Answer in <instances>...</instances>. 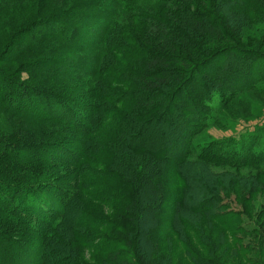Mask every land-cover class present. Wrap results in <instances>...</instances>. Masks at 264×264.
<instances>
[{"label":"trees","instance_id":"obj_1","mask_svg":"<svg viewBox=\"0 0 264 264\" xmlns=\"http://www.w3.org/2000/svg\"><path fill=\"white\" fill-rule=\"evenodd\" d=\"M101 1H87L97 13L71 10L74 17L84 19L87 27L92 25L88 22L91 17H95L98 24L90 27L92 33L96 30L95 39L82 40L85 39L82 22L80 27L73 24L75 31L70 29L75 32L74 36H80L75 41L62 38L52 30L41 32L22 47L26 52H16L19 56L29 55L26 65L31 78L20 80L13 73L0 71V264H10L19 250L27 249H33L31 256L39 255L34 264H48V256L51 264H83L72 252L67 251L63 256L58 248L50 245L65 234L74 241L77 236V245L90 250L94 247L101 252L99 264H147L140 262L146 258L142 246L131 247L130 243L133 234L139 237L143 228L151 227L157 218L163 222L161 239L168 231L178 230V216L186 211L197 219L203 216L215 220L219 226L242 215L239 209L223 201L218 192L222 190L220 186L209 184L205 178L199 179L194 171L190 170L189 174L185 165H192L193 161L220 162L234 168L249 163L264 164V142L249 147L246 156L238 152L220 156L213 154L210 147L215 143L226 144L224 139L209 144L192 143L186 138L187 132L179 127L173 137L169 136L170 146L169 142L157 149L151 145L176 95L189 86L186 75H190V70L187 69L185 75L182 72L185 78L182 76L167 91L171 84L167 73L174 66L160 61L169 62L175 57L190 65V58L197 57V61H192L195 63L191 64L192 68L209 75L215 74L213 68L225 61L227 77L237 81L240 80L237 75L247 78L249 69L244 70L245 75L241 71L233 72L242 63L237 57H257V61L264 62V50L240 46L229 34L228 29L234 30L236 16L247 2L221 1L220 8L223 3L233 5L232 19H226L218 18L212 11H195L191 7L195 5L194 0ZM203 7L208 10L209 6ZM130 19H135L140 29ZM64 32L65 29L60 33ZM54 35L57 38L49 41L48 37ZM168 37L171 42L162 43ZM216 39L229 44L213 48L212 40ZM17 42L13 38L0 57L9 56L8 52ZM178 44L189 56L170 55L169 49L163 50V45L173 48ZM41 47L47 54L39 53L37 48ZM190 48L197 50L195 56H190ZM126 82H130V87L120 88ZM219 86L222 90L224 84L220 82ZM209 89L202 96L201 109L195 112L197 123L193 126L209 124L204 114L208 110L215 114L212 102L216 88L211 84ZM77 107L86 111H79ZM189 117L190 110L181 123ZM249 132L241 134L236 145L243 143ZM260 133L259 137L264 135ZM73 142L78 146H73ZM101 154L106 156V165L92 166L98 163ZM235 174L238 176V171ZM261 178L262 181L254 180L248 175L253 185L264 184V170ZM193 187H197L200 195L191 198L187 209V191ZM91 188L97 189L95 194ZM240 188H245L242 180L235 190ZM100 189L108 193L99 192ZM50 193L58 194L59 198L54 200ZM91 201L102 202L110 214L106 216L93 210L88 203ZM119 210L122 216L114 214ZM163 215L168 216L170 224ZM228 224L226 227L232 231L234 223ZM96 226L106 227L110 232L96 237V242L102 241L98 243L101 248L90 243L92 235L85 231ZM131 230H134L132 234ZM219 247L223 249V245ZM206 248L216 258L217 252L212 246ZM199 259L201 264L213 262ZM23 264H30L29 260Z\"/></svg>","mask_w":264,"mask_h":264},{"label":"rangeland","instance_id":"obj_2","mask_svg":"<svg viewBox=\"0 0 264 264\" xmlns=\"http://www.w3.org/2000/svg\"><path fill=\"white\" fill-rule=\"evenodd\" d=\"M87 1L89 2L91 0H0V53L10 44L13 38L18 40V42L14 44V48L8 52L9 56H6V58L0 57V71L8 75H12L13 73L14 77L20 80L28 77L31 78L29 65H26V62L30 60L29 55L25 53V55L19 56L16 52L18 50L20 52H26V49L22 47L27 46L28 41L33 39L35 35L42 34L46 31L50 32L52 30L54 34H58L62 38L75 41L79 40L80 36H78L79 34L74 36V31L76 29L73 24H78L80 27V23L82 22L83 27H81V32L82 36L85 37V39L82 38V40L87 39L89 41L90 39H95L96 36L94 37V34L96 30L92 33V28H90L92 25L96 27L98 24L95 17H91L88 22H91L92 25L87 27L84 19L74 17L75 14L71 12V10L77 11L75 13L85 10L87 13H97V11H92L95 7L88 6ZM221 1L223 2V0H194L193 2L195 5L191 7L199 13L212 11L217 17L219 16L218 18L232 19V17H230V12L232 11L233 5L229 4V2L228 4L223 3V6L220 8L219 3ZM236 1L241 3V0ZM242 1L243 3L247 2V6H244L238 12L236 23L232 25L235 27L234 30L228 29L230 37L232 36V40L238 42L240 46H247V49L249 48L255 51L257 49L264 50V0ZM101 2H105V0ZM204 4L209 6L208 10L203 7ZM48 18L51 19L48 20ZM128 21L134 25L136 24L135 19H130ZM136 27L140 29L139 26ZM29 28L33 29L27 32ZM63 29H65L66 32L60 33ZM22 31L24 33H21ZM71 36L73 38H70ZM55 37L56 35H54V37L49 36L48 40L53 41ZM171 40L172 39L168 37V39H164L162 43L165 44L171 42ZM202 41L204 42L206 40L202 39ZM82 43H86V41H82ZM212 43L214 44L213 48L229 44L228 41L219 39L215 41L212 40ZM30 44H32V41ZM179 45L180 44L173 48L163 45V50L169 49L167 53L170 55L178 54L185 57H187V55L189 56L188 53H184L180 50ZM37 49L39 53L41 51V53L47 54L42 47ZM196 53V49L190 48V56H192V54L195 56ZM75 56L78 57L79 55L76 53ZM230 57L235 58L233 55ZM256 58L246 55L237 57L238 62L242 60V63L237 65L239 66L238 71L233 72L240 73L241 71L242 74L245 75L244 70L249 68L246 70L248 73L247 78L239 75L236 76V78L240 77L239 81L231 78V76L227 77L228 72L226 71L227 69L224 68L226 63L222 61L224 58L221 59L222 62L219 61L220 64L216 65V68H213L212 72H215V74L211 75L208 73L205 74L201 69L197 72L196 67L192 68L195 64L192 61H197V57L190 58V65H187V61L181 63V61L175 57H172V61L169 62L160 61L161 64L165 63L167 66H174L177 68L174 70L173 67L172 72L167 73V78L171 81L167 91L176 86L177 82L185 75L184 71L187 69L190 70V75H186V79L189 80V86L176 95L171 109L167 113L165 119L162 120V125H160L155 135H152V147L157 149L168 142L170 146L172 141L169 139V136L173 137L175 130L178 131V127L187 132L188 136L186 138L190 139L192 143L209 144L211 141L224 139L226 144L215 143L210 147L213 154L220 156L221 154H234L235 152L246 156L249 147L252 145L259 146L263 143L264 135L261 137L259 136L261 134L260 132L264 133V62H259ZM223 77L226 78L223 79ZM219 81L224 84L222 90L220 89ZM211 84L216 88L213 89L216 94L212 102L216 107L215 114L213 116L212 114L214 112L211 113L212 111L210 112L208 110L204 114L206 120H209V124H196V126H193L194 122L197 123L195 112L197 108L201 109V102L203 101L202 96L206 89L209 91L211 90L209 89ZM123 85L124 86L120 88H129L130 82H126V84L124 83ZM134 85L137 86L135 82ZM110 86L115 88L112 84H110ZM77 109L82 112L86 111L82 109V107H77ZM189 110L190 117L187 118L185 123H181L186 111ZM78 118L81 119V116ZM255 128H260V131H254ZM160 130L163 135L160 133ZM247 130L251 132L246 134V140L240 145H236V140ZM255 132H257L258 135L257 133L255 134ZM72 144L73 146H78L76 142ZM176 148L179 150V147ZM188 157L190 158V155ZM252 158L253 157L250 159ZM97 159L98 163H94L92 166L102 168L106 165V156L101 154ZM190 170L194 171L199 179L205 178L209 184L212 182L220 186L222 190L218 192L224 197L223 201L230 204L229 206L239 209L242 215L238 216L239 218H237V220L233 219L227 222L229 224L234 223L233 225L235 227H232L231 231L230 227H226L227 223L224 226H219L216 224L215 220L203 216L197 219L186 211L178 216V230L175 232L171 230L168 231V234L161 239L160 235L164 232L162 230L163 222L162 219L159 218L158 221L157 218L158 223L154 221L151 227H144L143 234L140 233L139 237L134 234L132 236L133 238L130 246L140 245L143 251L146 252V258L140 259V262H146L147 264H201L202 262L199 258H205L213 260L210 264H264V184H259L257 182L253 185L248 179L249 175L253 176L254 180L261 179L262 181L261 173L264 170V164L255 166L249 163L234 168L233 166L220 162L217 164V162L208 163L205 161H193L192 165H185V171L190 174ZM237 171L238 176L235 174ZM170 180L171 179L168 178L171 184ZM240 180H242V184L245 188L235 190L237 186L239 187ZM236 182H238V185L235 184ZM196 189L197 187H193V189L187 191V209H190L189 202L191 198L199 192V190ZM96 191L97 189H92L91 192L95 194ZM98 191L108 193L104 189ZM171 191L172 190L169 189L167 192L170 193ZM49 195L54 200L59 198V195L56 193H50ZM88 203L93 210L104 213L106 216L110 214L109 210L102 207V202L92 203L91 201ZM122 213L123 212L119 210L117 214H114L122 216ZM163 217H167L166 222L170 224L168 216L163 215L162 218ZM85 231L92 235V242L90 243L93 244V246H98V248L102 247V245L98 244L102 241L100 239L96 242V237L98 235L106 236L110 233L107 231L106 227L101 226L89 228ZM127 232L129 233V231ZM133 232L134 230H131L130 234ZM145 233H147L146 236L144 235ZM75 237L76 240L74 241L71 236H66L65 234L64 237L62 236V239L57 238L55 241H52L50 245L58 248L63 256L68 253L67 251L72 252L71 255H75V258L78 261H83V264H99L98 260H101L103 256H101V252L95 251L94 247L90 250L88 247L81 246L80 244L77 245L79 240L77 236ZM207 245H210V247L212 246L214 252H217L215 253L216 258L213 257L212 250L206 248ZM220 245H223V249L219 247ZM153 246L156 249H154ZM131 249V251H133V248ZM32 251L33 249L19 250L16 256L17 258L10 261V264H23L24 261L26 262L28 260L30 264H34L36 262L35 258L39 255L33 254L32 257L30 255ZM47 260L49 261H46V263L51 264L50 261L52 260H50L49 256Z\"/></svg>","mask_w":264,"mask_h":264}]
</instances>
